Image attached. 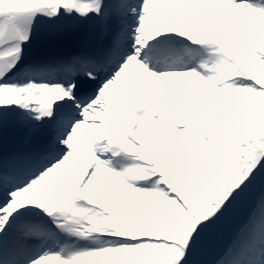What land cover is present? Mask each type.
I'll return each instance as SVG.
<instances>
[{
    "label": "snow or ice",
    "instance_id": "1",
    "mask_svg": "<svg viewBox=\"0 0 264 264\" xmlns=\"http://www.w3.org/2000/svg\"><path fill=\"white\" fill-rule=\"evenodd\" d=\"M0 264H264V0H0Z\"/></svg>",
    "mask_w": 264,
    "mask_h": 264
}]
</instances>
